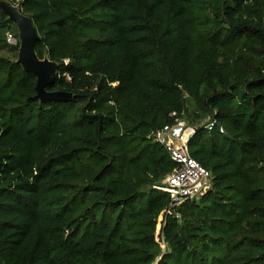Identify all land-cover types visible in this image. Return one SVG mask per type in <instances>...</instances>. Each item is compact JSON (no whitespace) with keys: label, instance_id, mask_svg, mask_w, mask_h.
Here are the masks:
<instances>
[{"label":"trees","instance_id":"1","mask_svg":"<svg viewBox=\"0 0 264 264\" xmlns=\"http://www.w3.org/2000/svg\"><path fill=\"white\" fill-rule=\"evenodd\" d=\"M5 1L73 98L36 97L0 5V264H264V0ZM172 111L216 123L209 190L168 212Z\"/></svg>","mask_w":264,"mask_h":264},{"label":"built area","instance_id":"2","mask_svg":"<svg viewBox=\"0 0 264 264\" xmlns=\"http://www.w3.org/2000/svg\"><path fill=\"white\" fill-rule=\"evenodd\" d=\"M7 40L10 43H17V37L10 32L7 33ZM170 117L173 119L172 122L165 123L150 134L154 141L164 145L170 158L176 162V167L166 175L163 183L156 186L158 189L169 193L171 197L168 212L186 200L209 190L211 171L191 155L189 141L201 125L210 129L216 123L215 118L211 117L206 123L202 121L190 124L185 117L180 116L176 111H172ZM177 215L180 216V213Z\"/></svg>","mask_w":264,"mask_h":264},{"label":"water","instance_id":"3","mask_svg":"<svg viewBox=\"0 0 264 264\" xmlns=\"http://www.w3.org/2000/svg\"><path fill=\"white\" fill-rule=\"evenodd\" d=\"M4 3L3 1H1ZM0 2V5H1ZM2 6V5H1ZM4 7V8H3ZM3 9L8 13V15L16 22V19L13 15H10L8 9V3L3 4ZM24 16V15H23ZM30 19V18H29ZM30 33L25 39L20 40V51H19V61L23 67L32 72L37 77L36 97L41 100H70L73 98L72 92L62 91V90H47V85L55 81L57 77V65L52 60L46 58L41 59L38 57L35 51V45L39 38L38 31L33 25L31 19ZM17 23V22H16Z\"/></svg>","mask_w":264,"mask_h":264},{"label":"rangeland","instance_id":"4","mask_svg":"<svg viewBox=\"0 0 264 264\" xmlns=\"http://www.w3.org/2000/svg\"><path fill=\"white\" fill-rule=\"evenodd\" d=\"M1 2V1H0ZM4 3H8V9L10 12V15H13L14 18L16 19L17 22V27H18V38L20 37V40L22 41L23 39H25L27 37V35L31 32L30 31V26L32 25L30 22V19L27 15L23 14L18 6V4H14V3H10L8 1L3 0ZM1 2V5L3 7V4ZM4 8V7H3ZM24 15V16H23ZM21 48V45H20ZM20 58V57H19ZM46 59V58H45ZM56 65V63H55ZM57 70V68H56ZM209 117H207L205 120H203V122H205L206 120H208ZM191 124V123H190ZM167 249L166 244L164 243V241H162V251L165 252ZM156 264V263H153Z\"/></svg>","mask_w":264,"mask_h":264},{"label":"crops","instance_id":"5","mask_svg":"<svg viewBox=\"0 0 264 264\" xmlns=\"http://www.w3.org/2000/svg\"><path fill=\"white\" fill-rule=\"evenodd\" d=\"M1 1H3V0H1Z\"/></svg>","mask_w":264,"mask_h":264},{"label":"clouds","instance_id":"6","mask_svg":"<svg viewBox=\"0 0 264 264\" xmlns=\"http://www.w3.org/2000/svg\"><path fill=\"white\" fill-rule=\"evenodd\" d=\"M1 1V0H0Z\"/></svg>","mask_w":264,"mask_h":264}]
</instances>
